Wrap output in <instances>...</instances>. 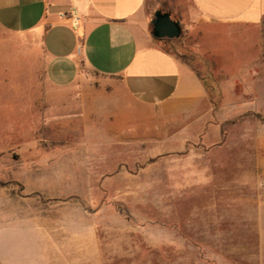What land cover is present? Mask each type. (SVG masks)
Wrapping results in <instances>:
<instances>
[{"label":"crops","instance_id":"crops-1","mask_svg":"<svg viewBox=\"0 0 264 264\" xmlns=\"http://www.w3.org/2000/svg\"><path fill=\"white\" fill-rule=\"evenodd\" d=\"M175 8L189 28L264 25V0H0V116L30 123L0 148V264H108L86 187L221 141L205 81L152 33Z\"/></svg>","mask_w":264,"mask_h":264},{"label":"rangeland","instance_id":"rangeland-1","mask_svg":"<svg viewBox=\"0 0 264 264\" xmlns=\"http://www.w3.org/2000/svg\"><path fill=\"white\" fill-rule=\"evenodd\" d=\"M171 12L182 20L183 31L166 39L205 81L223 137L196 160L168 153L117 172L108 165L104 171L114 176L86 187L99 199L101 241L115 247L108 264H260L264 64L255 55L264 45L257 43L264 25L189 28L184 13ZM11 96L12 90L5 89L4 99ZM3 117L0 148L15 140L7 133L30 132L28 121L13 122L7 113Z\"/></svg>","mask_w":264,"mask_h":264},{"label":"water","instance_id":"water-1","mask_svg":"<svg viewBox=\"0 0 264 264\" xmlns=\"http://www.w3.org/2000/svg\"><path fill=\"white\" fill-rule=\"evenodd\" d=\"M152 33L157 38H178L182 35V26L171 12L156 10L151 21Z\"/></svg>","mask_w":264,"mask_h":264},{"label":"flooded vegetation","instance_id":"flooded-vegetation-1","mask_svg":"<svg viewBox=\"0 0 264 264\" xmlns=\"http://www.w3.org/2000/svg\"><path fill=\"white\" fill-rule=\"evenodd\" d=\"M176 18V17H175ZM177 19V18H176Z\"/></svg>","mask_w":264,"mask_h":264}]
</instances>
